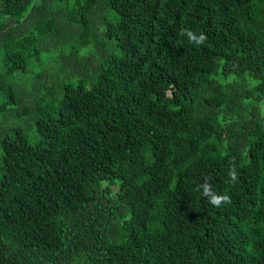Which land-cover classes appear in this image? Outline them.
<instances>
[{"label": "trees", "instance_id": "trees-1", "mask_svg": "<svg viewBox=\"0 0 264 264\" xmlns=\"http://www.w3.org/2000/svg\"><path fill=\"white\" fill-rule=\"evenodd\" d=\"M0 264H264V0H0Z\"/></svg>", "mask_w": 264, "mask_h": 264}, {"label": "clouds", "instance_id": "clouds-1", "mask_svg": "<svg viewBox=\"0 0 264 264\" xmlns=\"http://www.w3.org/2000/svg\"><path fill=\"white\" fill-rule=\"evenodd\" d=\"M181 35H187L190 39H193L195 41V43L197 44H203V42L207 39L206 35L201 33L198 37L195 36V34L185 28V29H181ZM228 176L230 178V182H235L238 179L237 176V172L235 170V167L233 166L229 172H228ZM203 190H204V194L207 195L209 197V202L213 205V206H220L221 204H230L231 203V197L227 194L224 195H218L215 193H212L210 191V185L206 182L204 185H202Z\"/></svg>", "mask_w": 264, "mask_h": 264}, {"label": "water", "instance_id": "water-1", "mask_svg": "<svg viewBox=\"0 0 264 264\" xmlns=\"http://www.w3.org/2000/svg\"><path fill=\"white\" fill-rule=\"evenodd\" d=\"M30 13H31V11L29 12V14H30ZM29 14H28V15H29Z\"/></svg>", "mask_w": 264, "mask_h": 264}]
</instances>
